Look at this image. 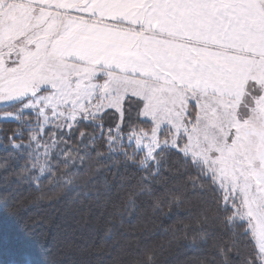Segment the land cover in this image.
Here are the masks:
<instances>
[{
  "label": "snow or ice",
  "instance_id": "snow-or-ice-1",
  "mask_svg": "<svg viewBox=\"0 0 264 264\" xmlns=\"http://www.w3.org/2000/svg\"><path fill=\"white\" fill-rule=\"evenodd\" d=\"M43 65L57 72L60 84L98 90L97 99L131 82L167 93L184 125L194 134L203 128L209 146L195 152L189 135L183 142L165 137L149 146L136 137L125 143L128 96L146 107L143 94L124 92L119 108L50 122L63 115L49 107L60 84L45 88L29 77ZM110 111L120 118L114 126L103 120ZM0 113V124L16 125L0 128L7 141L0 157V208L15 213L24 192L42 191L46 179L68 196L76 189L69 211L99 184L109 197L115 189L117 222L107 232L112 238L142 200L154 198L153 211L164 202L185 205L186 188L157 196L155 187L171 171L168 162L179 161L196 177L189 181L193 191L211 194V208L206 202L189 209L198 212V228L184 224L193 245L208 234L209 211L225 233L247 222L231 243L213 244L205 264H234L236 241L249 231L256 244L240 264H264V0H0ZM137 119L153 122L144 112ZM3 249L0 234V264H39L31 250L5 257ZM163 252L162 245L146 243L133 264H157Z\"/></svg>",
  "mask_w": 264,
  "mask_h": 264
},
{
  "label": "trees",
  "instance_id": "trees-1",
  "mask_svg": "<svg viewBox=\"0 0 264 264\" xmlns=\"http://www.w3.org/2000/svg\"><path fill=\"white\" fill-rule=\"evenodd\" d=\"M128 104L132 110H125L122 125L125 143L130 139L129 133H149L152 128V123L137 119L142 108L139 100L128 97ZM103 120L113 126L120 122L114 111L106 113ZM15 126L0 124V128ZM163 135H160V139H164ZM114 136L117 140L121 138L119 132H115ZM179 139L183 142V137ZM6 144L7 141L0 137V157L6 155ZM22 163L14 162L17 167ZM166 167L171 171H166L155 185L157 196H162L167 189L179 187L184 191L186 188L185 205L170 208L169 203L164 202L160 204L159 211H153L155 199L142 200L134 216H125V220L131 222L120 227L118 235L112 238L107 236V232L117 222L113 216L115 189L113 197H109L104 194L102 185L98 184L97 192L84 198L83 202L78 199L67 211L69 196L76 189L68 196L59 186L50 185L45 179L42 191L24 192L23 206L15 213L0 208V234L4 236L5 257L27 249L34 252L39 264H133L139 249L147 243L164 248L157 264H205L213 258V244L221 241L231 243L233 233L247 230V222L242 228L225 233L218 222H212L213 213L209 211L206 226L208 234L203 243L193 245L191 231L186 237L184 224H189L192 229L198 228V212L189 209H199L206 202L211 208V194L193 191L189 181L196 177L187 174L181 162L169 161ZM236 243L239 253H233V261L234 264H240V260L256 242L249 231L247 237H239Z\"/></svg>",
  "mask_w": 264,
  "mask_h": 264
},
{
  "label": "rangeland",
  "instance_id": "rangeland-1",
  "mask_svg": "<svg viewBox=\"0 0 264 264\" xmlns=\"http://www.w3.org/2000/svg\"><path fill=\"white\" fill-rule=\"evenodd\" d=\"M29 77L43 82L45 88L50 83L60 84V81L57 79V72L52 71L48 65L37 66L29 74ZM92 92L95 94L90 93L86 89H74L60 84V88L49 107L53 105L57 106L63 112V115L56 114L54 120L50 117V122L61 121L65 117L80 114L81 112L91 116L93 112H101L110 105L113 108H119L122 104L124 92L143 94L147 106L142 107L140 113L144 112L149 115V118L153 121L152 128L149 133H135V137H130V139L134 140L136 137H139L141 140H147L149 146H151L154 139L160 140L162 133L169 141L173 140V138L179 139L180 137H184V135H189L191 148L195 152H204L209 146L208 141L202 134L203 128L201 132L194 134L191 128L184 125L182 113L178 114L174 106L170 104L171 97L167 93L142 89L135 82L124 85L122 89L116 91L115 95L108 94L100 96L99 99H97V96L100 95L99 91L92 90ZM41 95L47 98L46 92ZM128 97L135 98L132 95ZM197 137L199 138L197 139ZM250 233L252 234L251 231ZM252 237L255 240L253 234Z\"/></svg>",
  "mask_w": 264,
  "mask_h": 264
},
{
  "label": "crops",
  "instance_id": "crops-1",
  "mask_svg": "<svg viewBox=\"0 0 264 264\" xmlns=\"http://www.w3.org/2000/svg\"><path fill=\"white\" fill-rule=\"evenodd\" d=\"M60 11H65V10L61 9ZM70 14H75V13H70ZM233 75H241V74L233 73Z\"/></svg>",
  "mask_w": 264,
  "mask_h": 264
}]
</instances>
